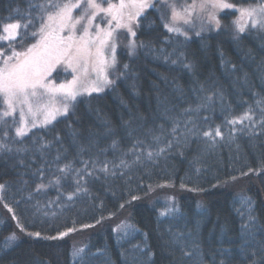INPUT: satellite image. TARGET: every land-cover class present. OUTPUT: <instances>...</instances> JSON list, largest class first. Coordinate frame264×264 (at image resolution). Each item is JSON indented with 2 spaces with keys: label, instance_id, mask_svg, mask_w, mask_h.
I'll return each instance as SVG.
<instances>
[{
  "label": "trees",
  "instance_id": "1",
  "mask_svg": "<svg viewBox=\"0 0 264 264\" xmlns=\"http://www.w3.org/2000/svg\"><path fill=\"white\" fill-rule=\"evenodd\" d=\"M73 1L0 0V36L21 25L0 40L7 68ZM110 2L130 4L110 89L24 136L0 96V264H264V29L235 30L226 11L187 39L166 28L168 3Z\"/></svg>",
  "mask_w": 264,
  "mask_h": 264
},
{
  "label": "rangeland",
  "instance_id": "2",
  "mask_svg": "<svg viewBox=\"0 0 264 264\" xmlns=\"http://www.w3.org/2000/svg\"><path fill=\"white\" fill-rule=\"evenodd\" d=\"M155 1L145 0L140 9H150ZM176 1L178 11L175 9ZM160 2L168 3L175 12L170 22L164 20L166 28L187 39L218 30L219 16L226 15V11L236 13L231 23L235 30L264 29V3L246 7L226 0ZM129 5H116L110 0H105L103 5L99 0H75L50 19L39 44L10 68H7V62L0 53V96L6 104L5 114L16 115L18 136L50 125L67 115L80 98L102 94L117 82L119 74L116 68L121 45L117 13ZM170 6H164L170 11L169 17L172 16ZM137 16H132L133 20ZM127 28V35L122 37L121 42L126 51L133 54L137 47L136 33L130 24ZM20 30L19 23H7L3 25L0 40L14 41L19 37ZM64 61L65 71L71 77L57 80L54 74ZM117 230L125 233L129 230L128 222L120 223ZM68 233L72 232L59 237L63 238Z\"/></svg>",
  "mask_w": 264,
  "mask_h": 264
}]
</instances>
